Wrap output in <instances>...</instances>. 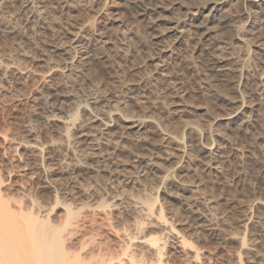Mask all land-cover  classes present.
Here are the masks:
<instances>
[{
  "label": "rangeland",
  "instance_id": "rangeland-1",
  "mask_svg": "<svg viewBox=\"0 0 264 264\" xmlns=\"http://www.w3.org/2000/svg\"><path fill=\"white\" fill-rule=\"evenodd\" d=\"M136 1L0 0V194L77 203L68 242L112 264H264V0Z\"/></svg>",
  "mask_w": 264,
  "mask_h": 264
},
{
  "label": "bare ground",
  "instance_id": "bare-ground-1",
  "mask_svg": "<svg viewBox=\"0 0 264 264\" xmlns=\"http://www.w3.org/2000/svg\"><path fill=\"white\" fill-rule=\"evenodd\" d=\"M204 1L205 2L203 3L205 4L212 3L214 5L212 9L214 10H217L218 6L222 3L221 0H204ZM134 2L135 1H132V3ZM140 2L136 3V5L139 4L141 15H147L148 13H150L151 10H156V8L167 9L166 7H168V5L165 6L164 0H156V3L154 2V4H152L155 6V8L149 6L147 2H145V0L140 1ZM107 14H109L108 11L106 15ZM159 15H162V14L160 13ZM213 15L216 16V14H213ZM156 17H153V22H156L159 20ZM226 21L228 20L226 19L224 22ZM180 22H183V21L174 20V22H172V24L174 25L170 26L169 29L170 30L177 29L180 25ZM230 22H232V20ZM227 24L230 25L231 23H227ZM228 27H231V26H228ZM88 57L86 56L85 58H88ZM62 60H66V59H62ZM87 63H90V62L88 61ZM68 64H72V66L75 65L72 61L68 62ZM77 69L78 68H76L75 70ZM108 117H110V115ZM94 118L96 117L94 116ZM88 121L89 122L87 123V129L80 132L77 136L76 135L75 137L73 136L74 137L73 139L71 138L72 139L71 145H72L74 155L80 161L83 160L84 158H89L93 155L92 151L96 149V146L98 145V140L100 138L99 137L100 133L92 132L91 130L92 125H93L92 123L93 119L92 121L91 120H88ZM68 137L69 138L72 137L70 133H68ZM156 199H154L153 196L152 197L150 196L144 199L142 202L144 208L148 210L151 214H154V207L157 201ZM10 201H13V200H10ZM10 201L8 197L4 198L2 194H0V264H112V262L115 259L117 258L120 259V257H115V256H112V257L109 256L106 259L105 258L106 255L104 257L102 255L99 256V255H93V254L92 255L82 254L80 249L76 247L74 248V246L68 242L67 235L72 233L70 232L71 231L70 227L75 226L73 225L74 224L73 220L76 218V216L80 213L81 209L83 208V207L79 208L78 207L79 205L76 206L77 203L73 205L72 202H68V200H65V199L61 200V198L57 197L55 199V203L52 204V207L51 205H49V208L47 207L48 209H45L46 213H43V211L40 208L41 206L39 208H35L34 205L28 206L26 204L22 205L21 203L19 204V206L18 205L13 206L12 205L13 202L10 203ZM75 201L76 200H74V202ZM82 202L84 201L82 200ZM59 204H62L65 206V214L63 216L61 215L62 216L61 218H57L56 215L52 216L51 214L55 210V207L59 206ZM93 205L94 204L87 203V206H93ZM110 205L111 203L107 201H101L99 203L97 202L95 207L106 209ZM158 216L162 218L164 216L163 211H161L160 215ZM146 237H147V241L155 245H157L160 240L159 239L160 237L155 236L152 233ZM160 246H159L158 252L160 256H162L163 254L161 255L162 253L161 248H163L164 246H162L161 248ZM123 254H126V251H124ZM161 258L159 259L157 258L158 260L157 264H162ZM134 259L135 258H132L133 261H135Z\"/></svg>",
  "mask_w": 264,
  "mask_h": 264
}]
</instances>
